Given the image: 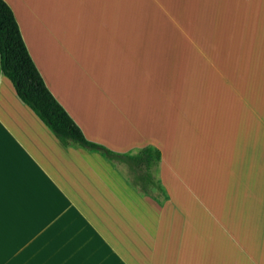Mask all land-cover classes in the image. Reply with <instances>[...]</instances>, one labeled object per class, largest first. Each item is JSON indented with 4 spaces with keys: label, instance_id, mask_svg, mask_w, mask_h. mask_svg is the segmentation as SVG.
<instances>
[{
    "label": "crops",
    "instance_id": "1",
    "mask_svg": "<svg viewBox=\"0 0 264 264\" xmlns=\"http://www.w3.org/2000/svg\"><path fill=\"white\" fill-rule=\"evenodd\" d=\"M3 1L46 88L117 157L62 146L0 69V264H264V0H219L205 38L133 0ZM146 148L159 195L116 165Z\"/></svg>",
    "mask_w": 264,
    "mask_h": 264
},
{
    "label": "trees",
    "instance_id": "2",
    "mask_svg": "<svg viewBox=\"0 0 264 264\" xmlns=\"http://www.w3.org/2000/svg\"><path fill=\"white\" fill-rule=\"evenodd\" d=\"M0 69L12 83L19 99L47 126L62 146L76 145L97 152L107 159L117 157L104 147L87 141L46 88L28 54L13 13L3 0H0ZM139 157H144L147 164L156 163L159 152L146 148L138 153ZM162 195L165 197L164 193ZM155 199L160 201L159 197Z\"/></svg>",
    "mask_w": 264,
    "mask_h": 264
},
{
    "label": "rangeland",
    "instance_id": "3",
    "mask_svg": "<svg viewBox=\"0 0 264 264\" xmlns=\"http://www.w3.org/2000/svg\"><path fill=\"white\" fill-rule=\"evenodd\" d=\"M142 3L148 10L150 18L161 20L165 33L184 35L190 26L188 23L196 21L199 37L205 38L209 33H215L219 25V0H133ZM188 3L190 5H188ZM217 24V25H215ZM192 25V24H191ZM215 27V28H214ZM186 35V34H185ZM198 44L203 48L204 41ZM141 158V159H140ZM144 157L120 158L116 165L120 173L140 190H147L152 195L161 194L157 187L156 163L147 164Z\"/></svg>",
    "mask_w": 264,
    "mask_h": 264
}]
</instances>
